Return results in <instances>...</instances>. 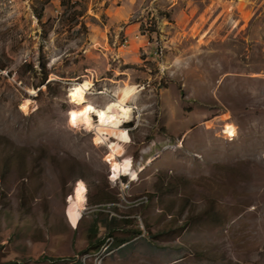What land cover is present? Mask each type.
Masks as SVG:
<instances>
[{
  "label": "rangeland",
  "instance_id": "rangeland-1",
  "mask_svg": "<svg viewBox=\"0 0 264 264\" xmlns=\"http://www.w3.org/2000/svg\"><path fill=\"white\" fill-rule=\"evenodd\" d=\"M85 81L93 110L138 86L132 117L107 121L127 141L94 112L95 129L72 126ZM79 192L92 213L75 225ZM110 214L126 223L101 229ZM10 262L264 264V0H0Z\"/></svg>",
  "mask_w": 264,
  "mask_h": 264
},
{
  "label": "bare ground",
  "instance_id": "bare-ground-1",
  "mask_svg": "<svg viewBox=\"0 0 264 264\" xmlns=\"http://www.w3.org/2000/svg\"><path fill=\"white\" fill-rule=\"evenodd\" d=\"M91 87H92L91 83L85 81L82 83H76L70 89V96L73 99V102L83 107L84 110L85 108L90 106L87 94H89L88 92L91 89ZM137 91H138V86L136 85L127 86L117 91V98H118L117 101H115V103L109 104L104 109H95L89 112L87 115H80L81 113H84V110L82 112L76 111L77 116L75 121L73 122L71 118L72 126L81 131L95 129L90 114L94 112L96 115L100 116V113L103 112L104 115L102 117L100 116L101 124L99 127L97 126V129L100 130L101 133L103 134H112L115 133L114 131H117V133H120L119 139L123 141H127L128 140L127 133L121 131V128H119V130H115L114 127H112L110 124L107 123V121L109 119H113L115 121H123L128 117H132L133 109L132 107H129L128 104ZM132 169L133 166L131 162H126L125 164L116 165L113 170L112 181L118 182L122 176H130L132 173ZM147 200L148 199L145 197L142 200V202L145 203ZM70 201L71 203H73V206L71 207L72 220L73 222H75V224L78 225L83 217V213L86 207V203H85L86 198L84 196V192H79L77 196H74L72 199H70ZM114 244H115L114 239L110 238V244H108L106 248L105 247L99 248L100 251L98 255L96 254V257L100 258L102 255H105L107 252L111 253Z\"/></svg>",
  "mask_w": 264,
  "mask_h": 264
},
{
  "label": "crops",
  "instance_id": "crops-1",
  "mask_svg": "<svg viewBox=\"0 0 264 264\" xmlns=\"http://www.w3.org/2000/svg\"><path fill=\"white\" fill-rule=\"evenodd\" d=\"M103 210L107 211L106 209H103ZM110 211H111V210H108V212H110ZM71 212H72V208H71ZM91 213H92V211H89V212H85V211H84L83 216H84V214H85V217L88 218V217H90V214H91ZM112 213H114V212L111 211V214H112ZM111 214L109 215L110 217H111ZM82 218H83V217H82ZM118 218H119V217H118ZM112 219H113V217L110 218V221H108L107 224H105L104 226H102V227H100V228L102 229V228H106V227L108 228V227H109L110 229H111V228H112V229H115V228L118 227L119 224H122V222H123V223H126L125 221H121V222H119L118 220H112ZM80 221H81V220H80ZM72 222H73V220H72ZM73 223L75 224V222H73ZM75 225H77V224H75ZM100 228H99V229H100ZM120 246H122V244H121Z\"/></svg>",
  "mask_w": 264,
  "mask_h": 264
},
{
  "label": "snow or ice",
  "instance_id": "snow-or-ice-1",
  "mask_svg": "<svg viewBox=\"0 0 264 264\" xmlns=\"http://www.w3.org/2000/svg\"><path fill=\"white\" fill-rule=\"evenodd\" d=\"M91 111H93V109L91 108V106H89V107H87V108H85V110H84V113H81L80 115H87L89 112H91ZM71 115V118H72V120H73V122L75 121V119H76V116H77V113H72V114H70ZM104 115V113L103 112H101L100 113V116L102 117ZM99 118V117H98Z\"/></svg>",
  "mask_w": 264,
  "mask_h": 264
},
{
  "label": "built area",
  "instance_id": "built-area-1",
  "mask_svg": "<svg viewBox=\"0 0 264 264\" xmlns=\"http://www.w3.org/2000/svg\"><path fill=\"white\" fill-rule=\"evenodd\" d=\"M108 244H110V234H106L102 237V243L99 247H105L106 248Z\"/></svg>",
  "mask_w": 264,
  "mask_h": 264
},
{
  "label": "trees",
  "instance_id": "trees-1",
  "mask_svg": "<svg viewBox=\"0 0 264 264\" xmlns=\"http://www.w3.org/2000/svg\"><path fill=\"white\" fill-rule=\"evenodd\" d=\"M112 220H118L119 222H121V220H119L118 217H115V216L113 217ZM117 242H119L120 245H121V244L125 243L126 240H125V239H122V240H121V239H118ZM90 243H91V241H90ZM99 248H100V247H99ZM99 248H98L97 250H99ZM88 250H89V249H88ZM97 250H95V251H97ZM95 251H93V253H94ZM5 264H13V263L10 262V263H5Z\"/></svg>",
  "mask_w": 264,
  "mask_h": 264
},
{
  "label": "clouds",
  "instance_id": "clouds-1",
  "mask_svg": "<svg viewBox=\"0 0 264 264\" xmlns=\"http://www.w3.org/2000/svg\"><path fill=\"white\" fill-rule=\"evenodd\" d=\"M73 113H75V112H73ZM72 114V113H71Z\"/></svg>",
  "mask_w": 264,
  "mask_h": 264
}]
</instances>
